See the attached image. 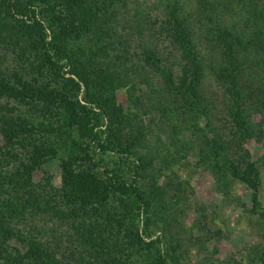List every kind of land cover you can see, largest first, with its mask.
I'll list each match as a JSON object with an SVG mask.
<instances>
[{
    "label": "trees",
    "instance_id": "trees-1",
    "mask_svg": "<svg viewBox=\"0 0 264 264\" xmlns=\"http://www.w3.org/2000/svg\"><path fill=\"white\" fill-rule=\"evenodd\" d=\"M211 1L221 10L235 4L241 18L213 21ZM211 1L205 16L215 26L205 30L212 51L207 60L175 6H167L161 21H148L138 11L134 27L145 62L139 71L157 64L161 79L148 96L139 86L143 72L144 79L134 82L136 68L131 64L124 74L119 65L128 64L129 42L111 23L119 11L113 0H0V264H178L176 246L160 224L165 218L152 210L156 187L152 193L139 183L144 171L157 170L153 157L145 163L132 158L133 144L146 134L140 109L158 110L161 124L201 112L202 159L220 185L226 177L242 182L253 211L264 217L258 170L246 151L234 154L242 151L237 141L245 138L243 131L251 134V113H260L264 122V0ZM163 40L169 44L162 57ZM177 64L181 70L175 75ZM207 67L223 89L220 95L213 92L223 103L216 112L198 89ZM105 83L126 87V110L115 102L113 90L102 99ZM135 90L140 93L133 98ZM122 124L129 125L131 143H122ZM176 125L173 130L180 128ZM97 151L117 153L119 162L112 167L96 162ZM58 152L60 187L47 179L34 182V171ZM198 211V229L207 238L206 208ZM40 218L50 225L48 238L33 241L26 237V224ZM79 253L85 260L77 261Z\"/></svg>",
    "mask_w": 264,
    "mask_h": 264
},
{
    "label": "rangeland",
    "instance_id": "rangeland-1",
    "mask_svg": "<svg viewBox=\"0 0 264 264\" xmlns=\"http://www.w3.org/2000/svg\"><path fill=\"white\" fill-rule=\"evenodd\" d=\"M113 1V5L118 7L119 11L118 15L111 17V23L116 27L121 39H126L129 42L128 53H126L128 64L119 62V65L123 73L124 71L126 73V68L131 64L132 70L136 68L135 74L132 75L134 82H141L144 79L141 77L143 72V76L146 78L143 80L144 83H140L139 86L143 91L148 92V96H153L160 88L161 79L156 70L157 64L153 66L151 63L152 65H147L139 71V66L145 62L142 59L144 51L142 46L138 45L139 40L134 27L138 20L136 17L138 11L140 16L145 17L147 14L150 17H146L148 21L151 19L161 21L164 18L162 12L167 11L169 6L170 9L175 6L180 12L181 20H184V24L191 31L190 36L196 43L201 58L203 56L206 60L210 59L212 53L211 50L209 51L211 42L205 33L206 27L215 26L213 21H216L217 16H221L226 24L231 20L241 18L237 14L238 8L235 7V4H229L227 9L221 10L211 0H125L128 5L125 9L120 6L119 2ZM202 1L204 4L207 1L205 9ZM208 1L213 2V8H216L212 13V17L215 19L211 22L205 16L208 14L207 11L211 12L212 6ZM233 15H235V19L232 18ZM126 24H129L131 28H128ZM162 42L158 46H162V49L159 50L162 51L160 55L163 57L164 54L167 55V52L163 50V45L168 47L169 41L163 40ZM124 47L122 50H125ZM134 51L139 52L140 55H131ZM216 55L213 57L212 65L217 69ZM178 65L173 68L175 75L180 74L181 66ZM204 73L198 88L199 93L208 100L212 112H216V110H220L223 103L214 99L213 92L215 95H220L223 89L215 82L210 68L207 67ZM111 77L113 76H110L108 82L111 81ZM111 85L110 83L106 84V91L103 93L102 99L110 96L112 94L110 90H113L115 102L126 110L129 106L126 87L116 89L113 83ZM138 93L140 91L135 90L133 98ZM80 95L78 97L81 98V103L88 105ZM141 110L138 115L143 121L144 130H142L146 134L145 137H141L142 140L133 144L135 157L132 158L137 160V163H145L149 160V156L153 157V166L157 170L151 173L144 171L142 178H139V183L146 190L149 188L152 193L156 187L158 195L156 194L154 197L155 204L152 210L159 211L160 213H157L159 217L165 218V221H161L160 224L166 227V234L170 238V242L176 246L178 264H261V258H264V217L253 211L250 190L242 182L232 179L229 181V178L226 177L225 185H220L202 159L201 129L205 123L202 120V113L200 112L197 117L186 113L179 114L176 117L178 119L176 120L174 117V121H170V124H161L160 122L164 119L158 110L152 108L145 113ZM182 117L185 118L183 123L179 119ZM249 121L253 124L250 127L251 134L246 136L244 131L243 134L240 133L245 137L243 139L238 137L237 141L242 151H236L234 154L236 157L239 153L242 154L243 151H246L247 158L254 162L260 177L259 198L264 208V134L260 136L259 133V130H264V122L262 115L258 112H252ZM173 123H177L176 126L180 128L173 130ZM128 126L120 125V138L124 144L125 142L131 143L127 137ZM226 131H230L229 127H226ZM235 140L236 137L232 141ZM61 156L63 155L58 152L56 157L46 162L42 168L35 170L33 181L49 180L54 188H59L61 184L59 167ZM95 161H101L108 167H112L114 161L119 162V157L117 153L97 151ZM202 205L207 212L208 225L205 227V229L209 228L207 238L198 229V227H202V211H198V209L202 210ZM33 223V225L26 224V237L28 238L29 235L33 241H45L48 238L46 228L50 227L49 223L44 222L41 218ZM17 245L21 247L20 244ZM75 257L77 261L85 260L82 253ZM251 259L253 263H251Z\"/></svg>",
    "mask_w": 264,
    "mask_h": 264
}]
</instances>
